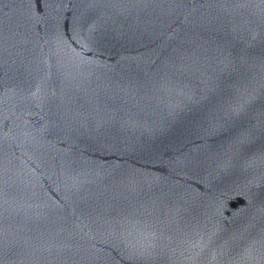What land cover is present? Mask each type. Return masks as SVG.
<instances>
[{
  "label": "water",
  "instance_id": "1",
  "mask_svg": "<svg viewBox=\"0 0 264 264\" xmlns=\"http://www.w3.org/2000/svg\"><path fill=\"white\" fill-rule=\"evenodd\" d=\"M0 264H264V0H0Z\"/></svg>",
  "mask_w": 264,
  "mask_h": 264
}]
</instances>
